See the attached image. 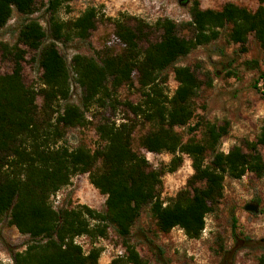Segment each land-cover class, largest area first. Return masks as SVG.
I'll list each match as a JSON object with an SVG mask.
<instances>
[{
    "label": "trees",
    "instance_id": "obj_1",
    "mask_svg": "<svg viewBox=\"0 0 264 264\" xmlns=\"http://www.w3.org/2000/svg\"><path fill=\"white\" fill-rule=\"evenodd\" d=\"M69 1L44 3L50 14L48 32L36 19H30L20 25L13 45L0 43L2 57L13 65L11 72L0 74V220L7 217L9 226L28 237L22 250L11 251L12 261L98 264L103 248L96 242L106 238L112 227L121 239L123 253L112 258L111 264H146L131 241L132 228L143 208H149L160 232L178 227L186 237L198 239L207 214L223 196L226 176L239 179L251 172L264 177L259 150L264 145V126L254 141L246 140L244 147L233 145L226 152L219 145L228 132V122L198 121L190 130L201 126L199 136L184 140L177 127L193 118L202 81L190 66L178 65L173 67L174 92L168 95L165 90V70L196 47L218 39L222 30L227 29L229 42L242 48L253 35L264 50V0H258L254 10L233 2L219 9H203L199 0H193L188 37L179 35L177 24L166 17L153 24L129 15L110 19L119 50H103L98 59L72 56L81 105L69 101L70 69L57 42L87 40L103 15L91 6L75 19L63 21L57 13ZM36 3L0 0V28L14 11L32 14ZM28 50L36 53L37 58H31L41 69L38 89L27 86L22 78ZM135 73L139 100L124 103L132 117H122L119 122L99 119L94 128L100 144L94 149L84 145L70 148L61 141L66 129L89 123L86 111L91 107L105 108L116 99L114 94L122 85L134 87ZM260 79L264 89V72ZM38 96L42 97L41 106ZM140 125L148 127L139 137L141 148L170 154L167 163L153 167L143 153L132 148L133 134ZM183 155L191 159L193 172L185 186L165 202L161 198L162 177L178 169ZM78 174H87L89 183L105 195L103 211L85 204L54 207L51 197ZM81 236L89 240L87 251L76 242ZM260 242L264 245V239ZM228 257L231 252L225 251L222 261L229 262ZM256 264H264V253Z\"/></svg>",
    "mask_w": 264,
    "mask_h": 264
},
{
    "label": "rangeland",
    "instance_id": "obj_2",
    "mask_svg": "<svg viewBox=\"0 0 264 264\" xmlns=\"http://www.w3.org/2000/svg\"><path fill=\"white\" fill-rule=\"evenodd\" d=\"M37 0L36 10L30 15L13 12L8 22L0 28V43L13 45L16 42L20 25L30 19H36L48 32L49 12L44 3ZM193 0H71L59 9L57 15L63 21L79 16L87 7L98 8L103 18L91 32L87 40L74 38L67 42H57L61 54L65 57L71 74L69 101L81 105V88L74 80L71 59L74 54L99 58L103 50H119L120 44L114 36V26L110 19L129 15L153 24L159 18H170L177 24V33L190 36L187 22L191 20L189 8ZM233 2L239 6L254 10L258 0H199L200 7L219 9L224 3ZM157 34L152 36L153 39ZM21 48L26 49L24 46ZM25 55L22 78L27 86L38 89L41 86V69L35 52ZM190 66L202 81L201 88L194 100L195 113L188 124L177 127L184 140L199 136L200 127L190 130L198 121L208 120L219 125L228 122V132L221 139L219 148L226 152L233 145L254 141L264 126V89L260 74L264 72V50L257 40L250 35L242 48L240 44L229 42L227 29L222 30L218 39L200 45L189 54L179 58L173 66L165 70L167 81L165 90L172 95L177 82L173 67ZM12 62L2 57L0 49V74L12 70ZM134 87L122 85L114 94L116 98L105 108L91 107L86 111L89 123L83 127L66 129L61 140L68 147L84 145L94 149L100 144L94 125L99 119L110 118L119 122L122 117H132L125 107V102H137V74L133 76ZM37 104L42 105V97H37ZM62 103V102H61ZM115 107V108H114ZM147 125L137 126L133 134L132 148L145 155L153 167L167 163L171 155L165 152L152 153L141 148L139 137L147 131ZM264 159V145L259 146ZM210 155L206 156V160ZM191 159L183 155L178 169L165 173L161 198L169 199L182 189L192 174ZM223 196L214 210L207 214L205 228L198 239H190L183 231L174 227L169 232H160L148 207L141 214L132 228L131 241L135 244L146 264H256L259 255L264 253V177H256L247 172L239 179H224ZM54 207L60 208L75 204H85L103 211L105 195L99 193L88 180L87 174H78L71 182L51 197ZM256 206V211L245 209V205ZM28 237L21 235L7 224V217L0 220V263L13 264L11 251L22 250ZM76 242L87 251L90 243L87 237L76 238ZM96 245L103 248L98 264H111L112 258L123 253L121 239L110 227L108 236L97 240ZM225 251L231 252L229 262L222 261Z\"/></svg>",
    "mask_w": 264,
    "mask_h": 264
},
{
    "label": "water",
    "instance_id": "obj_3",
    "mask_svg": "<svg viewBox=\"0 0 264 264\" xmlns=\"http://www.w3.org/2000/svg\"><path fill=\"white\" fill-rule=\"evenodd\" d=\"M245 209L251 212H255L256 211V206L252 205V204H247L245 205Z\"/></svg>",
    "mask_w": 264,
    "mask_h": 264
}]
</instances>
